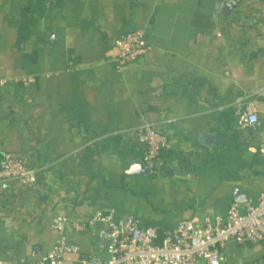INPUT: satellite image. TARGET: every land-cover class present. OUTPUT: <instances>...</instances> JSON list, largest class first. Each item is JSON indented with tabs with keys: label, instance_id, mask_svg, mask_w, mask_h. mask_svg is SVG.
Returning <instances> with one entry per match:
<instances>
[{
	"label": "crops",
	"instance_id": "crops-1",
	"mask_svg": "<svg viewBox=\"0 0 264 264\" xmlns=\"http://www.w3.org/2000/svg\"><path fill=\"white\" fill-rule=\"evenodd\" d=\"M134 31L150 49L118 70L115 43ZM248 108L255 129L238 125ZM145 125L168 148L158 171L129 175ZM261 149L264 1L226 14L219 0H0V160H27L41 186L0 183V262L49 254L57 216L79 249L68 263L105 257L97 213L163 231L225 219L236 190L250 203L264 192ZM223 253L264 264V243Z\"/></svg>",
	"mask_w": 264,
	"mask_h": 264
},
{
	"label": "built area",
	"instance_id": "built-area-1",
	"mask_svg": "<svg viewBox=\"0 0 264 264\" xmlns=\"http://www.w3.org/2000/svg\"><path fill=\"white\" fill-rule=\"evenodd\" d=\"M223 5H237L241 0H219ZM264 1V0H260ZM118 49L117 69L135 62L149 51L147 37L143 31L126 34L115 43ZM259 124L257 113L248 108L238 113V125L242 129H255ZM139 142L145 147L143 163L154 173L161 167L163 150L168 148V139L153 126L145 125L138 130ZM264 154V149H261ZM0 183L21 185L39 189V171L25 159L5 155L0 162ZM68 220L57 216L52 229L58 239L54 249L37 262H15L0 264H225L223 249L226 244L257 245L264 243V192L254 203L232 204L225 219L206 217L202 222H180L174 229L160 231L155 226H145L141 220L124 216L116 218L113 212L97 213L89 226L100 223L101 237L106 242L103 259L82 260L68 263L66 255L79 253L77 246L68 242L66 226ZM75 232L85 227L72 224Z\"/></svg>",
	"mask_w": 264,
	"mask_h": 264
},
{
	"label": "water",
	"instance_id": "water-1",
	"mask_svg": "<svg viewBox=\"0 0 264 264\" xmlns=\"http://www.w3.org/2000/svg\"><path fill=\"white\" fill-rule=\"evenodd\" d=\"M235 5L233 4H227L225 5V13H229L232 10H234ZM4 158V157H3ZM3 158L0 160V162L3 160ZM129 175H138V176H145V175H152L153 171L146 167L145 164H143L140 160H136L133 162L131 167V172H128ZM9 187V184H7L6 189ZM234 200L236 204L238 205H247L250 203L249 195L247 192L242 190H236L234 193Z\"/></svg>",
	"mask_w": 264,
	"mask_h": 264
},
{
	"label": "trees",
	"instance_id": "trees-1",
	"mask_svg": "<svg viewBox=\"0 0 264 264\" xmlns=\"http://www.w3.org/2000/svg\"><path fill=\"white\" fill-rule=\"evenodd\" d=\"M160 231L163 233L164 231L160 229Z\"/></svg>",
	"mask_w": 264,
	"mask_h": 264
}]
</instances>
